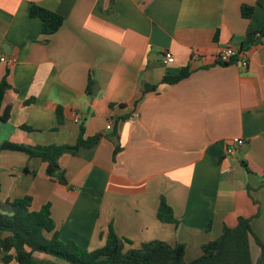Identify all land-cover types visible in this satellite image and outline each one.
<instances>
[{
	"label": "crops",
	"instance_id": "obj_1",
	"mask_svg": "<svg viewBox=\"0 0 264 264\" xmlns=\"http://www.w3.org/2000/svg\"><path fill=\"white\" fill-rule=\"evenodd\" d=\"M110 2L0 0V56L17 60L0 62V81L9 70L12 86L0 145L74 146L82 127L85 137L102 135L93 148L60 158L68 186L47 177L41 159L0 151V204L25 196L32 211L50 204L60 239L87 251L104 247L112 226L128 248L184 244L190 263L240 217L252 218L264 243V0H115L111 11ZM33 4L64 17L57 33L42 34ZM243 6L254 9L251 18ZM227 46L247 56L248 69L237 59L219 63ZM187 66L188 78L162 84ZM147 85L158 89L143 96ZM236 138L245 145L230 157ZM161 198L178 225L158 220ZM7 236L0 230V241ZM250 250L257 264L253 236Z\"/></svg>",
	"mask_w": 264,
	"mask_h": 264
},
{
	"label": "trees",
	"instance_id": "obj_2",
	"mask_svg": "<svg viewBox=\"0 0 264 264\" xmlns=\"http://www.w3.org/2000/svg\"><path fill=\"white\" fill-rule=\"evenodd\" d=\"M115 0L110 2L113 10ZM254 9L242 7V15L249 19ZM30 16L42 21V34L51 36L57 33L64 24V17L47 9L32 5ZM216 39V37H215ZM236 60V59H235ZM227 66V64H223ZM192 73L191 66L183 68L177 76L165 77L162 84L173 85L188 78ZM10 71L0 81V122L6 123L10 118V109L4 107L6 93L12 90L8 78ZM93 80L89 79L88 91H92ZM157 86H144L142 94L156 92ZM30 104V102H26ZM60 124L63 122L61 109L58 110ZM30 131L27 127H21ZM117 133L110 139L115 143L114 155L120 151L117 145ZM102 135L85 137V128H81L79 138L74 146H27L10 142L0 145V151L21 152L30 159L39 158L46 164V175L61 185L68 186L66 172L60 166V158L65 154L76 156L81 149L96 146ZM24 173L29 174L28 169ZM35 176V173H31ZM33 199L30 196L17 198L0 204V230L9 236L0 241V250L4 252L3 262L9 264H55L51 260L39 259L37 255L66 261L68 264H254L250 250V237L253 236L261 248V256L257 264L264 262V243L254 235L252 218L240 217L235 227H224L221 236L202 247V255L188 263L186 262V246L184 244L171 245L163 241L143 243L134 248L132 242L121 238L111 226L104 247L87 251L74 242L65 243L60 239L56 223L52 218L51 205H44L39 211H32ZM158 220L164 224L178 225L173 209L165 198H161Z\"/></svg>",
	"mask_w": 264,
	"mask_h": 264
},
{
	"label": "built area",
	"instance_id": "obj_3",
	"mask_svg": "<svg viewBox=\"0 0 264 264\" xmlns=\"http://www.w3.org/2000/svg\"><path fill=\"white\" fill-rule=\"evenodd\" d=\"M196 56L197 55H195V57ZM164 58L168 64H172L175 62V58L172 55V53H170V52H166L164 55ZM234 59H237L239 61V64L243 69H245V70L248 69L249 60H248L247 56L244 55L240 50L236 49L235 47L227 46L218 55V61L221 64H228ZM16 61H17L16 59H11V60L7 61L5 57L0 56V62H3V63L14 64V63H16ZM139 117H140V115L136 111L128 119V122L131 124H134L139 119ZM79 120H80V117L77 116L75 121L78 122ZM113 126H114V122L111 121L107 126V130L108 131L113 130ZM244 145H245L244 140L239 139V138L233 139V141L230 144H228V146L226 148V151H225L226 155H228L230 157L235 156L238 149Z\"/></svg>",
	"mask_w": 264,
	"mask_h": 264
},
{
	"label": "water",
	"instance_id": "obj_4",
	"mask_svg": "<svg viewBox=\"0 0 264 264\" xmlns=\"http://www.w3.org/2000/svg\"><path fill=\"white\" fill-rule=\"evenodd\" d=\"M98 85L97 84H95L94 86H93V96H96L97 95V93H98Z\"/></svg>",
	"mask_w": 264,
	"mask_h": 264
}]
</instances>
